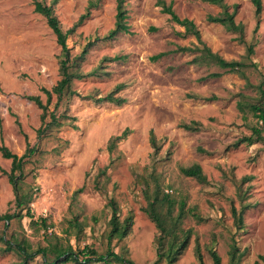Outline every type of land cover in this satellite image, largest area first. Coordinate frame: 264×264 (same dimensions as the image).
I'll use <instances>...</instances> for the list:
<instances>
[{
  "label": "rangeland",
  "instance_id": "374dc122",
  "mask_svg": "<svg viewBox=\"0 0 264 264\" xmlns=\"http://www.w3.org/2000/svg\"><path fill=\"white\" fill-rule=\"evenodd\" d=\"M162 1L195 23L212 52L245 64L242 74L203 55L202 44L159 0H123L128 31L111 40L103 37L114 27L117 0H43L63 31L72 29L66 38L69 72L82 75L71 80L74 94L57 100L52 93L47 102L43 89L60 79L64 52L31 0H0V145L17 155L27 145L36 147L23 167V189L33 192L34 219L43 217L46 224L31 225L27 215L8 226L0 220L5 239L30 244L29 251L52 241L70 247L80 260L93 250L112 251L135 264H213L215 250L220 264H264V123L238 105L257 99L260 85L264 89V0L258 15L251 0H224L228 11L235 9L242 32L208 21L209 14L222 11L208 1ZM113 90L121 103L97 100ZM30 95L46 104L44 122ZM52 111L58 123L51 124ZM253 126L263 128V138L235 145ZM194 164L205 180L182 172ZM10 165L0 152V213L17 211ZM110 198L119 220L132 219L121 239L108 238ZM243 205L238 226L232 208ZM170 234L177 242L187 237L172 257L166 251ZM4 246L0 242V264H24L20 253ZM43 260L37 254L25 264ZM87 264L125 263L108 257Z\"/></svg>",
  "mask_w": 264,
  "mask_h": 264
},
{
  "label": "trees",
  "instance_id": "16d2710c",
  "mask_svg": "<svg viewBox=\"0 0 264 264\" xmlns=\"http://www.w3.org/2000/svg\"><path fill=\"white\" fill-rule=\"evenodd\" d=\"M34 6V11L43 15L46 19L48 27L52 30V32L55 35L56 42L60 45L62 51L64 52V57L60 60V79L58 82L52 86L50 90L43 89V91L47 94V102L49 101L51 94L54 93L57 97V100H60L65 95H71L74 94V91L70 89L71 86V80L74 77H81L82 75L80 73H75L73 71L69 72V61L70 55H69V48L66 44V38L68 33L72 31V29H67L66 31H63L61 28V25L59 23V20L57 16L55 15L53 11V7L51 5H47L43 2V0H31ZM162 4V10L169 14L170 18L176 22L177 24L184 27L185 33H191L194 35V37L198 40L200 44H202V54L207 55L210 60L215 62L219 67L225 69L227 72H237L242 74V69L245 64L238 62V61H227L224 58H222L220 55L212 52L210 48L204 43V41L201 38L200 32L198 28L196 27L195 23L189 19V18H180L175 11L172 8L171 3L165 4L162 0H159ZM210 2L211 4L218 5L222 8V11L218 15H208L207 20L214 23H219L222 26H224L226 29L235 31V32H242V25L239 23H236L234 20V11H228V5L224 2V0H205ZM122 2L123 0H117V13H116V20L114 27L108 31V33L103 37L104 39L111 40L114 39L119 33L121 32H127L128 31V25L125 22V11L122 9ZM255 7V13L258 15L261 11V0H251ZM235 7V6H234ZM93 44V41L87 42V44L82 49V52L80 53V58L83 57V55L87 52V49L90 45ZM179 51H189V47L187 46H180L178 47ZM254 51L253 45L249 44L247 46V52L248 55L252 54ZM164 53L160 52L152 57V60H155L162 56ZM211 75L217 76L220 75V73H211ZM264 81V77H263ZM122 88V85L119 84L115 87L114 90H119ZM114 90L109 92L107 95L100 97L99 101H109V102H115L117 104L121 103V99L119 97L114 96ZM259 90V96L254 101H246L244 104L239 103L240 108H246L252 114L257 118V120L264 123V89L261 87V85L258 87ZM28 98L32 101H34L35 104L39 108L43 110L41 113V120L44 122L45 120V113H46V104L42 102L40 97L38 95H30ZM58 118L56 117L55 113L52 111L50 113V122L52 123H58ZM196 125L197 123H192ZM49 124L46 125V127L39 128L38 132L43 133L47 128ZM183 127L186 129H196L195 126L189 125V124H183ZM262 131L263 128L253 126L251 128V134L247 136H243L240 139H238L234 144H240V143H247L252 144L256 141L261 140L262 137ZM126 131H124L123 134H125ZM119 138V137H118ZM151 143L155 146L156 141L153 133L151 134ZM0 152L3 157L8 158L11 160L10 169L7 172L8 181L12 186L13 192H14V204L16 208V212L13 213L4 212L0 213V220L4 222V226H8L9 221L12 218L15 217H21L22 215H27L30 217V224L37 226L40 222L46 226L45 219L43 217L40 218L39 221L35 220L33 217V214L30 210V204L33 201V192L32 190H24L23 189V167L24 164L28 161V159L36 152V147L34 146H28L26 147L25 151L21 155H17L16 153L11 152L5 145H0ZM182 172L185 175L192 176L197 178L198 180H205V175L202 173V170L198 164H194L190 167L183 168ZM108 207L111 209V217L109 220L110 229L108 231V238L109 240L112 238L121 239L125 237L128 233V230L131 226V216L128 215L123 220H119L118 218V208L115 203V201L110 198L108 202L106 203ZM246 208V205L241 206V208L237 211L235 207L232 208V214L234 216V220H236V224L240 226L242 223V214L244 209ZM152 217L153 219L160 224L162 219L159 217L157 212L155 210L152 211ZM172 232V231H171ZM173 234V233H172ZM52 233L50 234V236ZM171 239L169 241V246L167 248V253L169 254V257H172L174 253H177L180 248L185 244L187 237H183V239H180L179 242L176 241V235H171ZM48 238V237H47ZM0 242L4 243L5 246L3 248V251H16L17 253H20L23 256V263L25 264L28 259H31L37 254H41L44 258L43 264H57L58 262L67 261L69 259H73L76 264H87L91 261H105L108 260V257L115 258L118 261H123L125 264H135L130 259L121 257L120 255L113 253L112 251H107L105 254L96 255L95 251L88 250L86 253H89L90 255H87L83 259H78V257L75 255V253L72 251V249L65 248L62 245L55 243L52 244V241L48 243V245L39 247L35 251H29V245L22 246L21 244L12 242L10 239H5L4 235L0 233ZM49 254H54L53 260H48ZM210 255L213 261V264H220V256L217 254L215 250L210 251ZM259 258L264 262V256L260 255ZM198 259L200 263L202 262V256L200 253H198Z\"/></svg>",
  "mask_w": 264,
  "mask_h": 264
}]
</instances>
